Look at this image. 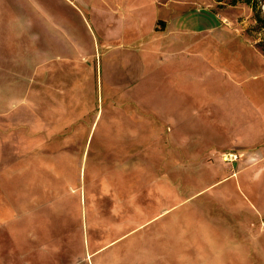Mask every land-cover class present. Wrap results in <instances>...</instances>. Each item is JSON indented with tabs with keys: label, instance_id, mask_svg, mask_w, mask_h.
<instances>
[{
	"label": "crops",
	"instance_id": "0c3cea01",
	"mask_svg": "<svg viewBox=\"0 0 264 264\" xmlns=\"http://www.w3.org/2000/svg\"><path fill=\"white\" fill-rule=\"evenodd\" d=\"M209 6L0 0V264H161L159 237L112 230L145 229L149 214L161 211L156 192L175 200L177 182H185L177 167L190 164L212 173L205 187L192 184L187 192H217L219 222L234 230L235 252L246 253L237 259L264 260V50L226 28ZM103 69L124 103L113 107L111 92L93 117L80 87ZM68 130L73 135L62 139ZM191 133L207 134L210 144L189 143ZM70 146L80 150L79 163L66 156ZM209 148L240 158L207 162ZM170 160L177 166L171 170ZM72 164L78 172L71 177ZM67 179L80 192L115 199L112 214L136 218L83 220L93 208L60 199ZM146 192L153 204L137 199L122 208Z\"/></svg>",
	"mask_w": 264,
	"mask_h": 264
},
{
	"label": "rangeland",
	"instance_id": "374dc122",
	"mask_svg": "<svg viewBox=\"0 0 264 264\" xmlns=\"http://www.w3.org/2000/svg\"><path fill=\"white\" fill-rule=\"evenodd\" d=\"M191 1H194L196 3V6L200 8V10H203L204 7H207L210 4L207 2L210 0ZM212 2L213 3L209 6V10L213 13H216L218 17L221 18L226 28L238 32L250 43L259 47L261 50H264V25L258 22L256 18V12H258L260 16L264 18V0H253L255 8L251 4H248L246 2H238L236 4H231L230 0H224L221 2L212 0ZM55 87L61 88L62 85L54 86V88ZM80 88L83 95H85L86 101H88L87 107L93 117L96 112L102 110L103 107L107 108V105L110 103L109 96L111 92L114 93L115 98L113 100V107L121 108V105L124 103L120 99L118 100V93H116V91L114 90V86H111V83L105 77L104 69L103 71H101V73L99 72L96 77L93 76L88 81L87 85ZM54 94H56V92H54ZM61 98L63 99V97ZM81 112L83 116L86 114V111H84V109ZM89 119L91 120L92 117L89 116L88 118L87 115H85L81 120L83 122L85 121L86 123H89L87 121ZM102 125L103 120L100 122L98 129L96 131L94 129L92 132V137L94 135V138L92 141L89 161L92 157V152L97 148L96 145L99 139ZM71 131L72 130H68L64 134H60L62 136L61 138L63 139V137L67 138L68 136H72L73 133ZM61 138L59 137L58 139ZM209 139L210 138L207 134H189V143L191 144L192 142H194L195 144L197 142H202L204 146L209 145ZM173 143L174 141L169 142V145ZM64 150L67 157H71L72 161L78 158L79 163L78 154H80V150H75L72 146L67 147ZM142 150L140 159L144 161V155H146V151L144 152ZM232 150L237 151L236 149ZM55 151L56 149H51V154ZM216 151L224 152L226 150L219 148H209L204 154L205 160L217 165H225V162L222 161L220 157L214 155V152ZM229 151L230 150H227L226 152ZM74 156H77V158L74 159ZM182 161L186 165L190 164L188 163V160L184 159ZM156 164L158 167V163ZM83 165L84 167L89 166L87 157ZM167 165L170 170L177 167L175 165L173 166L171 160L167 162ZM190 165L185 166L186 168L188 167L187 169L182 165H179L177 167V174L179 178H182L185 182H177V188L179 192H176L177 197L175 200L172 198L171 201L170 192H156L155 200L157 204L159 200L161 201V211L159 214H149L150 218L146 219H150L151 223L146 224L145 229H129V233L127 234H125L127 228L113 229L112 232H114L115 236L122 234V236L125 235L126 237L130 238H138L142 235V232H145L147 235L149 234L152 239L154 237L156 239L160 238L161 243L159 247L161 249L162 257L161 264H264V260L260 259L253 260V262L249 260L237 259L241 255L246 253L235 252V239L233 235L234 230L232 228H227L225 226V223H223L224 221L219 222L217 212L219 197L217 196V192H207L206 190H204L203 192H187L192 184L195 185L196 189L205 187V181H209V179L212 178V173L207 169H202L200 173L198 166H194L193 164L192 166ZM67 168L71 169V177L75 175L77 176L78 169L76 165L72 164ZM162 168L165 169L166 166L163 165ZM155 169L157 172L158 170L156 166ZM198 174L202 175V177L204 176V178L201 177L200 179L198 177ZM164 177L166 178L165 180H162V187L163 189H169L171 182L168 179V176H163V178ZM192 178H194V180H192ZM68 180L69 179H67L66 181L65 196L60 197V199H63L64 203L68 206L80 205L83 210L86 208V211H88V209L90 208H93L91 213L92 215H85L83 212V220L93 219L127 221L129 220V218H136L135 214L131 212H114L112 214L110 210L112 206L113 208L116 207L115 199H113L112 201L111 198H106V196H102V194H99L100 192H80L81 189L82 191L84 189L76 188L74 184V182L76 181L73 180V182L72 180ZM182 188L186 190V192L182 190ZM159 193L161 196L160 198ZM56 199L57 197H49V201ZM137 199H140L141 203L145 204V206L153 204V192H146L144 196L135 197V200L134 198H132V202H126L123 205L121 204L122 208L128 210L129 206L132 207V203H138V201H136ZM126 200L128 201V198H126L125 196H121V198H119V201ZM95 209L96 211L94 212ZM221 225L222 227L220 228ZM134 246V248H136V243L134 244Z\"/></svg>",
	"mask_w": 264,
	"mask_h": 264
},
{
	"label": "built area",
	"instance_id": "2783aa9c",
	"mask_svg": "<svg viewBox=\"0 0 264 264\" xmlns=\"http://www.w3.org/2000/svg\"><path fill=\"white\" fill-rule=\"evenodd\" d=\"M215 156L220 157L225 162H235L240 158V154L237 152L229 151V152H214Z\"/></svg>",
	"mask_w": 264,
	"mask_h": 264
},
{
	"label": "trees",
	"instance_id": "16d2710c",
	"mask_svg": "<svg viewBox=\"0 0 264 264\" xmlns=\"http://www.w3.org/2000/svg\"><path fill=\"white\" fill-rule=\"evenodd\" d=\"M217 1L221 2L224 0H217ZM230 2H231V4H236L238 2H246L248 4H251L255 8L253 0H230ZM256 18H257L258 22H260L262 25H264V18H262L258 12H256Z\"/></svg>",
	"mask_w": 264,
	"mask_h": 264
}]
</instances>
